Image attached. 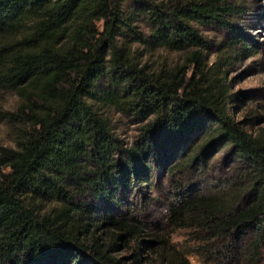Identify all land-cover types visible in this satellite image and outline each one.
Listing matches in <instances>:
<instances>
[{"label": "trees", "instance_id": "trees-1", "mask_svg": "<svg viewBox=\"0 0 264 264\" xmlns=\"http://www.w3.org/2000/svg\"><path fill=\"white\" fill-rule=\"evenodd\" d=\"M124 2L0 0V94L17 98L14 110L0 102L17 124L14 145H0V264H192L188 251L198 264H262L264 132L231 115L242 98L200 49L173 67L143 61L203 45L192 22L226 25L232 5L134 0L143 32ZM111 109L138 122L131 142ZM224 144L248 169L227 190L195 192L191 176ZM159 169L176 195L167 223L192 227L188 251L148 220Z\"/></svg>", "mask_w": 264, "mask_h": 264}, {"label": "rangeland", "instance_id": "rangeland-1", "mask_svg": "<svg viewBox=\"0 0 264 264\" xmlns=\"http://www.w3.org/2000/svg\"><path fill=\"white\" fill-rule=\"evenodd\" d=\"M227 2H230L233 10L224 16L228 21L226 25H221L215 20L208 23L192 22L198 34L204 39L203 45L191 46L187 50L154 47L143 56V61L154 68L161 65L173 67L187 63L186 54L193 49H200L205 67L216 63L220 67L219 77H224L223 83L229 92L237 93L242 98L229 101L232 105L231 115L241 120L248 131L264 132V0ZM124 9L133 14L136 11L134 0H125ZM132 18L138 29L143 32L149 31L145 13L133 14ZM192 68L193 63H190L188 74ZM16 99L11 91L0 94V102L11 110H14ZM110 118L111 127L116 134L125 142H131L137 133L138 122L115 109L110 110ZM16 125L0 116V145H14ZM248 166L246 159H240L234 154L231 145L224 144L202 166L199 174L191 176L192 189L195 192L227 190L230 179L244 174ZM0 169L7 168L0 166ZM147 189L150 196L143 198V202L145 201V208L150 214L148 220L152 228L164 235L173 247L188 251L195 243L189 236L192 227H179L174 223H167V204L176 195L164 170L155 171ZM187 256L192 264L199 263L197 254L188 251Z\"/></svg>", "mask_w": 264, "mask_h": 264}]
</instances>
